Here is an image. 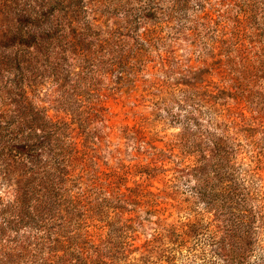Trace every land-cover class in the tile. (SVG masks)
<instances>
[{"label":"trees","instance_id":"obj_1","mask_svg":"<svg viewBox=\"0 0 264 264\" xmlns=\"http://www.w3.org/2000/svg\"><path fill=\"white\" fill-rule=\"evenodd\" d=\"M38 1L9 24L0 42L12 71L9 104L18 111L9 124L10 151L22 157L25 185L33 184L52 205L68 207L73 264H83L86 247L102 243L111 252L105 260L89 264H151L152 259L170 260L182 251L192 264H248L251 214L257 207L247 208L243 186L228 174L230 159L240 153L241 139L246 138L245 118L233 115L219 99H232L236 90L241 93L243 19L250 0ZM111 17L119 20L112 24L113 31L106 27ZM181 47L200 53L198 67L178 72L182 61L175 50ZM151 58L156 61L149 67ZM149 69L164 79L150 82L148 88L158 83L182 92L185 104L204 77L213 78L209 100H196L198 116L188 111L181 119L170 120L179 125L178 145L185 148L189 162L185 173L193 181L191 195L207 216L205 221L167 223L160 204H169L157 198L169 197L147 189L143 182L150 177L148 170L101 168L82 144L84 133L92 129L88 126L105 111L102 100L135 90L139 73ZM166 74L176 75L172 84ZM102 81L108 84L102 87ZM203 113L209 117L204 119ZM124 128L138 143L146 127L141 120ZM134 170H140L138 177L144 179L127 187ZM111 202L124 203L129 211L110 206ZM108 209L112 216L105 212ZM123 214L124 223L139 231H144L142 221L149 222V217L157 221L149 222L151 233L138 245H132L136 234L132 244H124L126 238L114 231L122 246L118 252L120 247L109 243L110 229ZM260 250L263 255L250 264H264Z\"/></svg>","mask_w":264,"mask_h":264},{"label":"rangeland","instance_id":"obj_2","mask_svg":"<svg viewBox=\"0 0 264 264\" xmlns=\"http://www.w3.org/2000/svg\"><path fill=\"white\" fill-rule=\"evenodd\" d=\"M38 2L0 0V42L3 41L2 35L9 24L14 23L13 20L25 10L36 7ZM246 8L247 16L243 19L246 33L241 43V51L245 57L241 93L236 90L232 99H219V102H226L233 109V115L241 114L245 118L243 127L246 138L241 139L240 153L236 154V158L230 159L232 170L228 174H231V181L243 186L242 194L247 198V208L257 207L255 213L251 214L254 221L249 228L253 246L248 258L250 264L255 263V257L263 255L261 247L264 251V0H250ZM115 21L119 20L108 19L106 27L113 31L116 28L112 25ZM195 51L196 49L183 47L175 50L176 56L182 61L178 72L190 65L199 66L197 61L202 59L200 53ZM7 53L0 46V264H73L74 252L70 240L72 224L68 207L52 205L51 200L41 195L33 184L25 185L22 178V157L10 151L9 124L10 120L16 118L18 111L9 104L8 92L13 89L10 87L12 71L9 69ZM150 60L152 61L148 66H154L156 60ZM166 75L170 78L168 83L172 84L176 75ZM163 79L162 74L153 69L142 71L136 78L135 90L111 94L109 98L102 100L105 111L88 126L92 129L86 131L87 134L84 133L82 144L88 155L96 158L94 162L101 168L143 166V171L148 170L146 173L149 172L150 177L143 182L149 186L147 189L160 197L164 194L169 197L166 200L157 198V201H165L172 206L160 204L165 208L162 217L168 216L167 223L177 226L181 222L205 221L207 216L191 195L193 181L185 173L189 162L183 152L185 148L178 145L179 125L172 124L170 120L181 119L188 111L198 116L195 110L198 105L196 100L199 97L203 98L202 102L209 100L207 96L212 90L213 78L204 77V82L199 83L196 90L189 92L187 104L181 103L182 92L158 83L148 88L150 82ZM205 82H208L207 87ZM106 84V81L101 82L102 87ZM15 93H18L17 90ZM19 99L15 96V102L18 103ZM239 99L240 105L237 103ZM48 114L51 115L52 111ZM203 115L204 119L209 117L204 113ZM141 120L146 127L143 137L140 142L133 143L124 127L139 124ZM134 171L135 176L125 186L129 187L133 185L132 181L140 182L144 179L138 177L140 170ZM110 206L129 211L124 203L111 202ZM105 212L112 216L110 209ZM121 218L118 223L113 221L109 240L110 244L120 247L118 252H121L122 246L116 242L114 231L126 238L124 244H132V238L136 234L138 240L132 245H138L151 233L149 222L157 221L156 217H149V222L142 221L144 231H139L135 226L124 223L126 214ZM122 224L131 227V230H126ZM104 237L105 234L103 239ZM108 248L109 245L104 243L94 249L86 247L81 257L82 263L105 260L102 258L111 252ZM164 260L167 264H192L183 251L177 252L170 260L162 258L157 262H154L155 259L150 262L166 264Z\"/></svg>","mask_w":264,"mask_h":264}]
</instances>
